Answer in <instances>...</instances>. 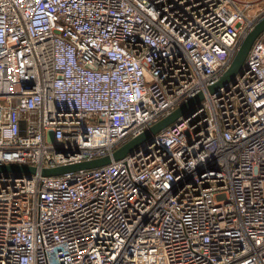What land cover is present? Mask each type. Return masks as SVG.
Listing matches in <instances>:
<instances>
[{
    "label": "built area",
    "instance_id": "obj_1",
    "mask_svg": "<svg viewBox=\"0 0 264 264\" xmlns=\"http://www.w3.org/2000/svg\"><path fill=\"white\" fill-rule=\"evenodd\" d=\"M249 0H0V264H264V17ZM201 101L108 164L184 101Z\"/></svg>",
    "mask_w": 264,
    "mask_h": 264
},
{
    "label": "water",
    "instance_id": "obj_2",
    "mask_svg": "<svg viewBox=\"0 0 264 264\" xmlns=\"http://www.w3.org/2000/svg\"><path fill=\"white\" fill-rule=\"evenodd\" d=\"M264 31V17L259 20L253 28L244 36L239 47L237 48L229 67L220 75L219 79L208 87L209 92H214L218 87L224 86L234 79V77L240 72L246 56L256 38ZM202 93H197L193 97L181 103L179 106L174 108L169 114L163 116L148 129L144 130L137 136H134L117 147L110 155H104L89 161H82L79 163L60 165L52 168H42L41 174L46 176L61 175L66 172H74L80 169H91L96 168L105 164H108L111 160H117L124 157L135 149L141 142L151 140V137L173 123L178 117L186 115L188 111L193 108L201 101ZM0 172L7 173L11 172L15 175L24 174L29 176L35 172V167L31 165H16V164H5L0 165Z\"/></svg>",
    "mask_w": 264,
    "mask_h": 264
},
{
    "label": "rangeland",
    "instance_id": "obj_3",
    "mask_svg": "<svg viewBox=\"0 0 264 264\" xmlns=\"http://www.w3.org/2000/svg\"><path fill=\"white\" fill-rule=\"evenodd\" d=\"M249 1L253 2L254 4H256L254 7H252L253 10L256 9V8L261 7L263 5V3H264V0H249Z\"/></svg>",
    "mask_w": 264,
    "mask_h": 264
}]
</instances>
